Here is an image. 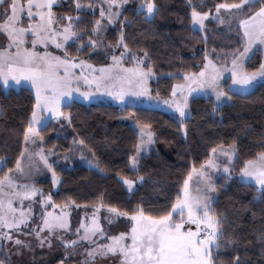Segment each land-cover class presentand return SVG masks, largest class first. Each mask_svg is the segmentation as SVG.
I'll return each mask as SVG.
<instances>
[{"label": "snow or ice", "instance_id": "1", "mask_svg": "<svg viewBox=\"0 0 264 264\" xmlns=\"http://www.w3.org/2000/svg\"><path fill=\"white\" fill-rule=\"evenodd\" d=\"M129 2L71 0L69 14L56 11L62 0H0V87L28 90L34 99L14 167L0 155V264H13V254L34 251L32 241L21 236L34 237L41 248H51L54 239L59 242L64 253L58 264H257L249 245L258 264H264V136L246 159H240L235 141L211 147L198 167L193 163L186 171L175 198H166L159 206L141 199L122 208L101 197L92 204L90 223L82 220L75 229L70 209L80 204L71 197L57 203L35 182L43 170L51 174L53 186L61 184L57 168L66 170L76 155L89 171L105 173L103 162L78 135L71 138L65 155L50 159L58 154L55 144L47 147L44 134L55 132V140L68 139L63 130L72 127L73 116L66 109L77 97L89 103L110 98L119 105L117 118L131 121L136 138L128 159L131 177L119 172L116 176L133 193L146 183L142 161L159 142L152 123L141 121L133 111L137 103L147 100L166 106L175 114L177 131L187 139L196 119L192 100L204 98L210 105L207 114L222 116L226 107L234 106V97L251 99L257 87L264 90V60L252 70L246 67L255 52L264 54V0H218L211 6L208 0H185L189 38L203 45L202 63L194 66L196 70L178 67L162 73L161 79L175 81L166 96L151 87L150 81L158 76L155 62L137 41V35H155L151 26L161 5L157 0H137L130 19ZM137 19L148 27L135 34L126 31ZM109 26H115L114 40L107 37ZM217 39L220 45L215 44ZM61 160L69 163L61 165ZM214 174L224 183L218 184ZM229 182L254 193L231 217L218 210V193L227 190ZM35 205L40 207L38 216ZM256 208L261 226L249 240L236 233L235 226L243 212L255 219ZM101 209L109 224L123 218L125 230L109 234L100 223ZM77 254L79 261L69 260Z\"/></svg>", "mask_w": 264, "mask_h": 264}, {"label": "trees", "instance_id": "2", "mask_svg": "<svg viewBox=\"0 0 264 264\" xmlns=\"http://www.w3.org/2000/svg\"><path fill=\"white\" fill-rule=\"evenodd\" d=\"M136 2L137 0H131L126 6L129 9L126 15L130 19L134 16L131 9ZM215 2L218 0H208L209 6ZM70 3L71 0H62V7L56 11L72 14ZM157 3L161 5V13L151 26L155 35H137V41L152 54L155 62L158 76L156 80L150 81L151 87L159 88L161 96H166L170 84L175 81L161 79L160 75L175 71L178 67L196 70L194 66L202 63L203 45L198 39L189 38V9L185 0H157ZM87 19L90 21L92 17L88 16ZM142 27L148 26L137 19L132 28L125 30L135 34L142 31ZM115 35V26H109L108 39L114 40ZM212 43L210 41V46ZM221 43L219 39L215 41L216 45ZM261 61L262 54L255 52L252 59L247 61L246 67L252 70ZM96 62L93 60V63ZM33 102V95L28 90L5 91L0 87V108L3 109L0 113V155L9 161V167H14V160L23 148L21 133ZM233 105L226 107L222 116H212L207 114L210 105L204 98L192 100L190 106L196 119L190 126L187 139L177 131L176 123L172 119L174 114L135 107L133 111L141 121L152 123L159 142L154 145V151L147 154L142 161L146 183L130 193L119 182L116 173L131 177L128 159L134 151L136 139L131 125L117 118L120 114L119 106L112 103L85 105L73 102L72 108L66 109L73 116L72 127L66 126L64 129L68 139L57 141L55 132H47L44 134L46 145L53 147L55 144L54 150L64 154L71 144V138L81 136L103 162L105 173L101 175L89 171L85 165H76L63 171L58 167L61 184L55 192L50 179L43 182L40 180L38 185L43 186L46 193L51 192L57 203H63L71 197L80 206L87 207L88 211L92 210V204L98 203L101 197L105 203L122 208L134 206L141 199L145 203L153 202L155 206H159L166 198H175L186 171L193 163L198 167L209 154L211 147L221 143L227 147L235 141L240 159L248 158L258 149L262 142L261 136H264V90L257 87L251 99L234 97ZM217 183L224 181L219 179ZM253 194L250 189L229 182L227 190L221 189L218 193V210L231 217L236 207L241 202L250 201ZM73 210L76 211L75 208ZM255 210L258 212L255 219L251 218L250 212H243L235 226L236 233L243 234L249 240L255 239V233L261 226L259 209ZM249 252L252 253L251 259L258 264L259 257L254 254L252 245H249Z\"/></svg>", "mask_w": 264, "mask_h": 264}, {"label": "rangeland", "instance_id": "3", "mask_svg": "<svg viewBox=\"0 0 264 264\" xmlns=\"http://www.w3.org/2000/svg\"><path fill=\"white\" fill-rule=\"evenodd\" d=\"M129 4H130V2H129ZM97 12H98V10H97ZM262 60H264V54H262ZM246 63H247V61H246ZM74 102H80V103H83L85 105L98 104V103H112L116 106H119L116 101H113L107 97H102L99 102L93 101L91 103H89L87 101H83L79 97H77L76 101H74ZM136 107L160 110V111H164V112L174 114L166 106H164L162 104H157L155 102L147 101V100H145L143 103H137ZM122 121L131 125V121H128V120H122ZM63 135H66L65 130H63ZM153 148H154V146H153ZM57 154H58L57 156L50 157V159H58V157H62L66 153H64V154L57 153ZM85 154L87 155V152H85ZM68 155H71V153H68ZM68 163L69 162H65L63 160L60 161L61 165H67ZM70 165L71 166L67 167L66 169L73 168L76 165L87 166L84 162H82L79 159L78 155H76L72 158V160L70 161ZM47 179L51 180V174L46 172V171H43V170L39 174L35 175V177H34V180L37 183V185H38V181L41 180L43 182ZM195 179L196 178L193 177V185L195 184ZM213 179L217 182L219 180V174H214ZM38 186L40 188H42L43 191L45 192L43 186H41V185H38ZM58 187H59V185L53 186V191L55 192L58 189ZM73 208H75L76 211H74ZM87 209L88 208L84 207V206H80L79 208L72 207L70 209V222H71V226L73 229H75L82 220L85 223H90L91 211H88ZM50 210L59 212V209H50ZM39 212H40V207L38 205H35L34 206V213L36 214V216H38ZM107 215L108 214H107L105 209L100 210V212H99L100 223L102 225H104V227L109 232V234H117L119 231L125 230L126 221L123 218H120L118 221H113L111 224H109L107 219H106ZM34 218H35V216H34ZM36 223H39L38 219H36ZM67 235L69 237H72L73 234L67 233ZM21 239H27V240L32 241L34 251L25 250L20 255L13 254L12 255L13 264H58V261L60 259H63L64 248L55 239L53 240V245L51 248H48L47 246H45L43 248L36 246V241H35L34 237H32V236H21ZM13 252H14V250H13ZM80 259H81V257L79 254L69 258L70 261H79Z\"/></svg>", "mask_w": 264, "mask_h": 264}]
</instances>
